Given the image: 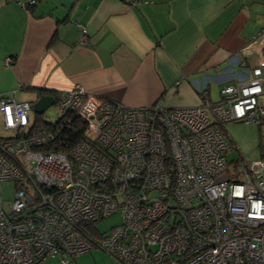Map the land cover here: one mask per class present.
I'll use <instances>...</instances> for the list:
<instances>
[{"label": "built area", "instance_id": "obj_1", "mask_svg": "<svg viewBox=\"0 0 264 264\" xmlns=\"http://www.w3.org/2000/svg\"><path fill=\"white\" fill-rule=\"evenodd\" d=\"M258 38L250 77L215 102L203 88L200 105L173 108L125 106L79 84L56 92L60 116L83 122L73 143L33 128L29 102L0 100L10 138L0 140V264H75L95 247L118 264H264V28ZM229 121L259 138L261 156L233 165L239 178L226 172ZM4 181L14 182L7 209ZM117 210L120 223L102 232Z\"/></svg>", "mask_w": 264, "mask_h": 264}, {"label": "crops", "instance_id": "obj_2", "mask_svg": "<svg viewBox=\"0 0 264 264\" xmlns=\"http://www.w3.org/2000/svg\"><path fill=\"white\" fill-rule=\"evenodd\" d=\"M26 1L0 0V100L32 112L75 84L129 107L198 106L199 89L213 102L259 62L264 0Z\"/></svg>", "mask_w": 264, "mask_h": 264}, {"label": "rangeland", "instance_id": "obj_3", "mask_svg": "<svg viewBox=\"0 0 264 264\" xmlns=\"http://www.w3.org/2000/svg\"><path fill=\"white\" fill-rule=\"evenodd\" d=\"M218 95V97H217ZM211 98L214 101L220 99L219 92L213 91ZM33 101V100H32ZM31 119L35 117L32 111H30ZM60 117V113L57 111L55 105H52L46 109V111L41 115V118L47 122H55ZM221 130L230 142L231 150L226 154V159L228 161L226 172L231 174L237 173L234 170V164L238 163L242 158L244 162H250L251 160L259 158L260 151L258 148V135L255 127L252 124L245 122H224L221 124ZM8 132L0 130V135H4ZM239 178V174H235ZM2 195L1 199L5 203L12 198L14 191L13 181H4L1 184ZM121 221L120 210H117L112 215L107 216L97 222L96 226L102 231L108 233L112 227L119 224ZM71 261L75 264H118V262L106 253L103 249L95 247L93 249L84 251L82 253L75 254L71 257ZM54 259L46 260L45 264H55Z\"/></svg>", "mask_w": 264, "mask_h": 264}, {"label": "trees", "instance_id": "obj_4", "mask_svg": "<svg viewBox=\"0 0 264 264\" xmlns=\"http://www.w3.org/2000/svg\"><path fill=\"white\" fill-rule=\"evenodd\" d=\"M32 6H34V3L30 7L32 8ZM40 127L52 131L56 140H59V144L61 145L62 142L67 144L78 140L83 134L84 125L76 116L63 114L55 122H47L40 119L33 124V128ZM8 139H10L8 136L0 135V140Z\"/></svg>", "mask_w": 264, "mask_h": 264}, {"label": "water", "instance_id": "obj_5", "mask_svg": "<svg viewBox=\"0 0 264 264\" xmlns=\"http://www.w3.org/2000/svg\"><path fill=\"white\" fill-rule=\"evenodd\" d=\"M54 103L53 96L41 95L32 104L33 112L42 114L49 106Z\"/></svg>", "mask_w": 264, "mask_h": 264}]
</instances>
